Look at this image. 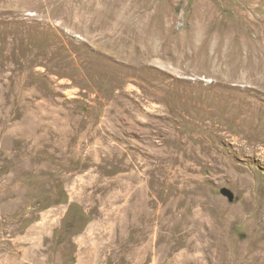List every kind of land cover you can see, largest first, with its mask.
<instances>
[{"label": "rangeland", "instance_id": "1", "mask_svg": "<svg viewBox=\"0 0 264 264\" xmlns=\"http://www.w3.org/2000/svg\"><path fill=\"white\" fill-rule=\"evenodd\" d=\"M0 264H264V0H0Z\"/></svg>", "mask_w": 264, "mask_h": 264}, {"label": "water", "instance_id": "2", "mask_svg": "<svg viewBox=\"0 0 264 264\" xmlns=\"http://www.w3.org/2000/svg\"><path fill=\"white\" fill-rule=\"evenodd\" d=\"M222 193L225 196L229 197L230 200H233L234 195H233V193L229 189H227V188L222 189Z\"/></svg>", "mask_w": 264, "mask_h": 264}]
</instances>
